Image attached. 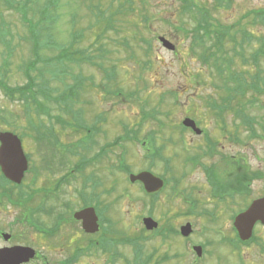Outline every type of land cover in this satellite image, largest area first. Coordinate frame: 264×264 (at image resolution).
I'll return each mask as SVG.
<instances>
[{"label": "rangeland", "instance_id": "374dc122", "mask_svg": "<svg viewBox=\"0 0 264 264\" xmlns=\"http://www.w3.org/2000/svg\"><path fill=\"white\" fill-rule=\"evenodd\" d=\"M7 1L10 0H0V81L11 86L27 83L24 69L35 58L36 47L31 36L40 30L42 43L46 44L47 40H51L56 45H41V59L39 58L33 75L37 84L49 81L47 83L53 89V97L61 94L67 96L64 101L70 105L71 111L61 109L53 100H46L43 94H40V100L48 106L45 109L49 108L51 117L59 114L71 122H74L73 113L82 110L80 114L83 115L86 129L76 133L71 127L62 130L57 125L62 142L58 141L52 150L49 144H43L35 137L41 128L34 124L32 129L28 125L29 118L26 116L29 113L35 120L38 119L33 109H27L25 104L18 101L13 102L0 87V131L14 129L20 136L25 153L31 154L32 170L26 175L22 189L27 193L24 197L27 200L25 205L31 208L32 212L29 213L33 214L26 219L23 216L26 212L23 204L17 205L12 203V199L11 202L6 199L5 204L0 205V230L12 233L14 242L42 249L52 258H58L53 247L50 252V244H34L40 239L35 235L33 220L43 215L40 213L41 207L67 214L79 210L84 202L80 192L84 188L83 181L87 178L92 186L98 188L94 189L88 184L85 185V192L91 194L95 190L100 195L102 203L109 207L106 218L115 221L120 233L131 236L141 234L144 226L142 216H149L150 213V216L159 221L160 227L169 218L173 226L191 220L194 222L193 235L188 239L180 236L178 244L174 239L163 240L158 233L152 235L149 233L152 231L143 232L151 235V238L140 241L144 248L142 259L155 249L159 251L158 256H163L165 252L173 254L180 249V259L164 260L161 264H257L263 250L256 244H264V228L258 230V243L244 247L240 252L227 251L225 242L220 240L225 234H229L232 210L225 204L220 205L221 216L217 222H212L205 216H188L182 195H174L175 190H171V186L178 187L179 192L183 187H193L194 192H199L201 188L202 192L194 194L199 196L203 206H217V202L208 200L203 191L204 186L206 187L203 170L200 168L199 171H193L190 164H185L188 162H185L186 156L204 151L205 154L208 150L213 151L214 156L205 155L206 158L200 161L202 165L228 155L236 158L225 159L224 169L230 168L231 164L237 167L235 161L245 159L250 176L264 171V92L261 95L260 92L248 94L242 101L247 104L249 121L245 120L244 112L239 107L242 99L240 96L233 94L223 103L225 92L215 88L214 83L218 82L216 75L210 74L208 68H203L199 59L190 53L191 36H188L186 29L188 31L194 24L182 12V1L134 0L132 11L114 15L110 19L111 23L108 18H97V7L106 12V17L124 0H61L57 8L50 9L45 15L42 10L47 0L16 1V5H27L23 12L7 6ZM198 1L210 9V17L216 25L220 23L232 28L241 22L242 25L247 24L250 31L258 33V36L264 35V23L254 22V19H261L256 13L264 11V0H231L230 6L225 2L219 8L216 7V0ZM57 14L62 16L61 19H56ZM196 14L200 16L198 10ZM42 17L46 22L39 24ZM145 18H148V22ZM109 24L110 27L105 31ZM78 35H81V39L77 46L87 49L94 61L101 65H73V68L65 70V74H57L54 72L57 67L48 64L46 60L60 51L59 44L67 45L69 40L76 42ZM159 36L172 41L176 46L175 51L164 47ZM236 66L245 68L239 61ZM245 69L250 72L260 71L264 79V57L257 68L252 66ZM74 75L83 77L79 87ZM194 79L200 85L192 83ZM102 86L106 90H102ZM119 89L125 91L124 97L107 94L108 90ZM69 91L73 94L71 99H68ZM129 92L138 94L132 97ZM232 97L236 99H231ZM145 100L148 102L145 110L153 111L152 114L157 119L143 120L142 105ZM213 104L215 110L211 107ZM218 106L227 109L222 117L217 114ZM42 115L40 118L44 121L52 119L48 115ZM185 117L194 119L204 133L197 135L189 128L180 127ZM126 125L140 130L138 136L141 142L122 138L126 134ZM72 127L76 130L79 124L75 121ZM225 127L227 133H224ZM154 130H159L155 135L156 146H163L164 149L155 156L152 170L158 175L165 174L170 183L156 195L155 204L150 206L151 198L142 192L138 184L134 186L127 180V175L117 167L124 162L135 173L147 169L154 153L147 150L143 140ZM236 136L242 141L236 140ZM208 140L215 142V150L210 148ZM73 143H79L83 154L76 151L78 147L70 146ZM69 155L72 163L67 165L65 159ZM91 159L92 165L88 166ZM79 163H83L84 169L88 166L86 170L83 169L78 174L69 170L73 171L69 173L67 169L76 167ZM68 173V181L59 185L58 182ZM183 174L187 175L184 177ZM45 193L59 195L57 199L46 201L42 199ZM16 194L17 191L14 194L17 199ZM150 208L154 210L151 211ZM209 239L214 242L209 247L213 253L194 262L196 254L191 250V244ZM4 243L0 239V247L14 245ZM133 248L122 246L126 259H134ZM91 262H94V258H89V263ZM28 264L35 263L31 261ZM121 264H127L126 260Z\"/></svg>", "mask_w": 264, "mask_h": 264}, {"label": "flooded vegetation", "instance_id": "af4514ba", "mask_svg": "<svg viewBox=\"0 0 264 264\" xmlns=\"http://www.w3.org/2000/svg\"><path fill=\"white\" fill-rule=\"evenodd\" d=\"M256 35L258 36V33H256ZM258 47L259 44H255L253 49H257ZM252 51L253 50L248 49V53L246 56L249 60V64H243L245 68L255 66L252 60ZM211 101L212 100H210L209 102L211 103ZM245 109L247 110L246 107ZM244 114L246 118V112H244ZM245 120L247 121V118ZM245 125L247 126L246 122ZM227 131V127H225L224 133H227ZM236 140H239V142L242 141L238 136H236ZM215 147L216 146L213 147L214 150ZM202 153L186 156L185 162L190 156H192L194 160L185 164H190V166L194 168L193 171H199L200 168L203 170V176L206 184V187L204 186L203 191L208 197V200H210L211 202H217V206L215 208H208L206 206H203L204 203L201 202L199 196L194 194L202 192L201 188H199V192H194L193 187L191 189H186L183 187L179 192L178 187L171 186V190H175L174 195H177L179 197L182 195L185 209L188 212L186 215L188 216H205L212 222H217L221 216L219 214L220 205L225 204L229 210H232V221L228 230L229 234H225V236L221 238L220 242H225V250L230 252H235L236 250H238L240 252L244 247H249L252 244L258 243V230L259 228H264V225L261 222L256 223L253 229L252 237L250 238V240L246 241V244H242L240 243L239 234L234 228L233 224L235 217L245 212L254 200L264 197V171L256 174V176H250L249 169L247 167L248 163L244 161L245 159H242L241 161H235L237 162L235 164L237 167H234V165L231 164L230 168L224 169L223 166L226 164L225 159L230 160L236 158V156L228 155L219 157L218 161L202 165L200 161H202L203 158H206L205 155L210 157L214 156L213 151L211 150H208V152L205 154ZM197 159L200 160L197 161ZM191 172H188V174ZM184 174L183 176L185 177L187 174ZM68 179L69 178L66 177L60 180V182H58L59 185L63 183V181H68ZM84 181V188L81 190L80 194L83 199H87L85 198ZM167 181L168 183L165 181V184L160 191L153 194L155 195L154 197H150L151 202L154 198H156V195H159L160 192L164 191L168 187L170 179L168 178ZM136 184L139 185L141 190H144L142 183L138 182L133 185L135 186ZM92 188L95 189L98 188V186H93ZM58 195L59 194L55 193H45L42 199L46 201L54 200L57 199ZM92 195L97 196V201L99 203L98 213L99 211L101 212L100 214L97 213L99 228L96 232H88L83 227V220L74 217V213L76 211L88 207L86 206L87 203H85V201L83 202L81 208L79 210H74L72 214H67L63 211L56 212L53 208L41 207L40 213H42L43 215L38 216V218L34 219V222L32 224L35 228V235L40 239L34 244H50V252L51 247H53L54 250L57 251L59 257L54 259L47 251H43L42 249L34 247L36 250V256L32 261H34L35 264H121V262H125V260L127 264H137V261L139 259H142V255L138 258L137 251L138 247H140L143 251V246L141 244L139 246L134 244L133 248V244H129L127 241L122 242V240H126V237L129 236V234L126 233L125 235H122V233H120V231L115 226V221H111L110 219L106 218V213L109 210V207L107 205L105 206L102 203L100 195L97 194L95 190L94 192H92ZM23 216H27L26 212H24ZM46 218H48L49 220L47 221ZM106 219L109 222H106ZM170 220L171 219L169 218L168 222H166L167 225L165 223L160 227L159 224L158 229H156L155 231L153 230L152 232H145L152 233V235L158 233V235L163 240L168 241L169 239H174L176 241V244H178L180 243V228L187 222H190L193 226L194 222L191 220L186 221L184 224L173 226ZM3 233L9 232L0 230V239L5 242L4 244H23L20 242H14V235L12 233H9L11 234V238L9 240H5L3 237ZM140 235L143 236L144 239L151 238V235L149 236L148 234L143 233V231ZM189 237L185 239H188ZM164 244L167 243L165 242ZM212 244H214V242L210 239L203 242H193L191 244V250H193V247L195 246H201L203 248V256H197L193 259V261L199 262V260L205 258L206 255H211V253H213V250H209V247H211ZM256 245H258L261 250H263L261 252V259L257 264H264V244ZM122 246L131 247L134 249V259L129 260L125 258L121 250ZM158 252L159 251H157V249L153 250L145 258V264H161L164 260L167 261L171 260L172 258L180 259V249L173 254L165 252L163 256H158ZM89 258H94V262L89 263Z\"/></svg>", "mask_w": 264, "mask_h": 264}, {"label": "trees", "instance_id": "16d2710c", "mask_svg": "<svg viewBox=\"0 0 264 264\" xmlns=\"http://www.w3.org/2000/svg\"><path fill=\"white\" fill-rule=\"evenodd\" d=\"M5 1V0H4ZM19 0H10L6 2V5L18 10L19 12H23L25 10L24 8L27 7L25 4L22 7V3L17 2ZM61 0H47L43 10L42 14L45 15L49 12L50 9L57 8ZM94 1V0H91ZM116 1V0H113ZM147 1V0H144ZM182 1V12L186 13L191 20L193 21V26L191 28L186 29V32L188 33V36H191V45H190V53L191 55H195L201 64L203 65V68H208L210 74L216 75V79H218V82L214 83V86L217 90H223L225 92V96L223 103H225V100H228L231 96H234L233 94H236L240 96L241 99V112H245V107L247 108V104H245L244 101L247 98V95H253L255 92H260V95L264 92V79L260 71L256 72H250L245 68L240 69L236 66V62L240 61V59L243 61L242 64H249V60L247 59V53L248 49L253 50L252 51V60L255 64V67L257 68L259 66V60H261L264 57V35L257 36L255 32H252L249 30V27L247 24L242 25L241 22H239L238 25H234L232 28L227 27L224 24H215L214 21L211 19L210 9L204 4L201 5V3L198 0H179ZM228 2L229 6L231 5V0H216V7L219 8L222 6L223 3ZM134 4V0H124L123 2H119L115 10L110 13L109 16H105L106 12L102 11L100 9V14L104 18H108V21L110 23V19L115 15H124V13H127L129 11H132V5ZM100 8V7H99ZM200 13V16H197L196 11ZM250 15V13H248ZM257 17L261 19H254V22L262 21L264 23V11L260 13H256ZM255 14V15H256ZM247 15V16H249ZM62 17L60 14H57L56 19ZM103 18V19H104ZM61 19V18H60ZM59 19V20H60ZM45 20V21H44ZM58 20V21H59ZM145 21L148 22V18H145ZM42 22H46V19L42 17L40 19L39 24ZM50 27L49 25H47ZM110 27V24L107 25V28L105 31ZM233 28H236L233 29ZM40 30L36 31L34 36H31L33 43H35L36 47L34 50L35 58L30 61V63L25 67L24 72L25 76L27 77V83L24 85H18V86H11L8 85L5 81H0V87L4 90L6 95L10 97V99L13 102L18 101L19 103L25 104L27 109H33L35 112V115L38 117L37 120L33 118L31 115H27L28 117V125L34 129V124H36L40 131L42 129L46 130L48 133L47 135L43 133V136H35L39 138V140L44 144L49 146H52V142H55L53 140V134L55 133V130L57 128L56 123H53V121L46 122L42 120V114L50 115L49 108L45 109V103H43L40 100V94H43L44 98L46 100H53L55 103L58 104V106L62 108H66L67 111H71L70 105L65 102L64 100L67 98V96L60 95V96H54L52 88L48 85L49 81L45 80V84H37L36 78L33 75V70L37 67V63L39 58L41 59V45L44 47H50L55 46L51 40H47L46 44L41 42V36H40ZM3 32H1V35ZM98 36V35H97ZM81 39V35H78L77 41L74 42L68 41L67 45L59 44L60 51L53 57L48 58L46 60L48 64L54 65L55 71L57 74L59 72H64L67 69L73 68V65L79 66L81 64H92L98 66L101 63H97L94 61V57L89 54L87 49L79 48L78 40ZM58 44V43H57ZM255 44H259V47L257 49H253ZM45 61V62H46ZM248 63V64H247ZM59 67V68H58ZM254 67V66H253ZM218 75V77H217ZM44 76V74H42ZM194 78L196 76L192 75ZM73 78L76 80V84L79 86L80 82L83 81V77L80 75H74ZM221 80V82H220ZM48 82V83H47ZM194 82L196 80L194 79ZM69 89V88H68ZM103 90H106L105 88H102ZM132 97H135L138 93L137 92H131ZM119 94L122 96L124 94L123 89H119ZM73 94L69 91L68 99H71ZM231 99H236L232 97ZM72 101V100H71ZM257 101V98H256ZM147 100H145V104L142 105V111L143 114V120L149 119V118H155L156 115L152 114L149 110H145V105L147 104ZM249 103V101L247 102ZM48 107V106H47ZM218 115L222 117L224 111L227 109L224 106H218ZM65 109V110H66ZM155 111V110H154ZM49 112V113H47ZM82 110L76 111L74 118L76 122L79 124V128L76 130L79 131V129H86L85 127V121L82 119L83 115L80 114ZM158 113V112H157ZM246 115L247 111H246ZM52 116L51 118H53ZM57 122L60 123L61 126H65L67 123L65 119H63L61 116L55 117ZM102 119V118H100ZM249 121V117L247 118ZM252 120V119H251ZM161 122V120H158ZM88 129V128H87ZM185 129V128H183ZM125 130V136H122L123 139L128 140H134V141H140L139 140V129L135 128H129L127 125L124 127ZM154 134L155 132L152 131L149 135L146 136V140L150 141L149 144H154ZM159 149L157 148L158 153ZM163 149V148H162ZM22 185H14L10 181H8L1 173L0 171V201H3V196L9 201L12 199L16 203H25L27 200L23 199H14L12 198V195L15 194V191H17L19 194H25L26 191L22 189ZM27 194V193H26ZM11 202V201H10ZM87 203V200H86ZM122 234H126L123 233ZM144 238L143 236L135 235L127 237L126 240H122V242L127 241L129 244H140V241H142Z\"/></svg>", "mask_w": 264, "mask_h": 264}, {"label": "water", "instance_id": "95a60500", "mask_svg": "<svg viewBox=\"0 0 264 264\" xmlns=\"http://www.w3.org/2000/svg\"><path fill=\"white\" fill-rule=\"evenodd\" d=\"M164 46L174 49L175 46L165 37H160ZM184 125L193 128L198 134L201 130L196 127L194 120L186 118ZM0 167L3 174L15 183H21L25 172L28 170L29 161L24 152L21 139L12 132L0 133ZM132 181L140 180L144 183L148 192L160 190L164 181L150 172H142L138 175L130 176ZM75 218L83 220L84 228L89 232H95L99 228L98 216L93 207L80 210L74 214ZM264 222V199L254 202V204L244 213L236 218V227L243 239H249L252 235L255 224L259 221ZM144 224L148 229H154L158 223L151 217L144 219ZM192 232L191 224L182 227V234L190 235ZM8 240L9 234H4ZM201 254V248H195ZM36 255V251L28 246L4 247L0 249V264H24L28 263Z\"/></svg>", "mask_w": 264, "mask_h": 264}]
</instances>
